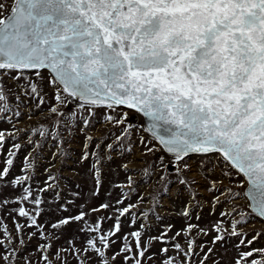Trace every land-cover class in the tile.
Here are the masks:
<instances>
[{
    "label": "snow or ice",
    "instance_id": "6c2138e0",
    "mask_svg": "<svg viewBox=\"0 0 264 264\" xmlns=\"http://www.w3.org/2000/svg\"><path fill=\"white\" fill-rule=\"evenodd\" d=\"M98 113L105 131L95 137L89 131ZM25 117L35 123L18 127ZM2 123L10 127L0 128V264H208L215 248L205 250L195 236L210 231L191 222L201 201L212 215L221 209L211 244L236 240L231 264H264V246H256L264 231L244 230L264 221V0H0ZM78 135L93 188L73 194L83 204L61 203L52 161ZM23 138L30 150L17 174ZM49 143L56 150L45 157ZM136 149L143 167L121 163L126 183L111 185L120 195L93 203L105 161ZM194 156L218 157L223 167L205 171L201 161L193 175ZM45 159L46 178L34 186ZM169 168L179 184L208 196L190 192L176 213L184 226L152 235L139 221L149 212L136 211L145 197L129 199L140 186L129 173L165 186ZM101 211L109 214L92 219ZM60 213L67 215L51 219ZM125 221L134 230L126 233Z\"/></svg>",
    "mask_w": 264,
    "mask_h": 264
},
{
    "label": "rangeland",
    "instance_id": "374dc122",
    "mask_svg": "<svg viewBox=\"0 0 264 264\" xmlns=\"http://www.w3.org/2000/svg\"><path fill=\"white\" fill-rule=\"evenodd\" d=\"M133 114V113H131ZM130 114V115H131ZM24 123L18 124V127H25V123H31L34 124L35 121H27L26 117L23 118ZM94 129L89 131V134L94 135L95 137L101 136L102 133H104L105 128L102 126V114L98 113L96 118L93 120ZM134 126L138 127L137 125L133 124ZM10 126L7 123L0 124V128H9ZM136 135H145L143 132H138ZM83 136L78 135L75 142H73L71 145H64V150L66 151L67 155L65 156H59L55 161H52V163L55 165L51 168L52 174L56 175L58 177V180L56 183L59 184L58 191L62 192L63 200L60 202H64V200L67 199H74L77 204H83L85 203V200L75 197L73 194L76 192H80L82 195L90 194L91 189L93 188V179L89 175V166L91 163L90 161L84 162L81 164L80 161V154H81V145L83 142ZM22 145H24V148L19 152L18 159L16 160V168L15 172L18 174L20 171V167L22 165V161L24 156L27 154V151L30 150L27 147V141L26 138L20 139L18 141ZM110 142V141H109ZM10 147V143L8 145ZM55 145L52 143H49L43 151V155L45 157H50L51 153L55 151ZM95 150V149H93ZM119 152V150H117ZM6 155V153H5ZM94 159V158H93ZM143 159L151 160V157H144ZM141 157L139 156V149L134 150V154H128V153H120L116 154L113 153V159L111 161H105L104 170H103V188L100 192V195L98 198H96L93 203L99 204L100 202L106 201V198L108 197V193L111 192V199L115 200L117 196L120 195V190L111 187L112 184L115 183H126L125 180V173L119 168V165L121 163H127L128 161H136L135 163H130L129 168L136 170L143 167V165L140 163ZM203 162V167L205 171L212 168V165L215 164L216 168L214 169L217 174H219L220 168L223 167L222 161L218 157H200V156H194L192 160L189 162L193 165L192 174L194 175L196 172V166L197 164ZM39 164L41 167L38 168L37 175L35 180L33 181V185L41 184L43 183V180L46 178L44 173V167L45 165L49 164V160H41L39 161ZM129 174L133 175L134 178L137 180V182L140 184V186L137 188L136 193L129 192V189L125 188L124 192H129V199L131 202H136V196L137 194L144 196L145 200L143 203H141L140 208L136 211L139 213L141 211H148L149 216L148 219L145 220L142 216L139 217V221L146 223L150 225V227L153 229L152 235H156L158 230L165 227L168 224H174L175 229H179L184 226V220L182 217L177 215L178 213L186 204V202L189 199V193L195 192L197 199L199 200L200 197H207L208 193L205 192L203 187H200L199 189L193 188L191 185H181L179 184L175 179V171L173 168H169V171L165 173V175H170L173 177L170 179L169 183L165 186L158 185L155 180L147 181L146 178H144V182H141L142 177L137 175L135 171L130 172ZM189 179H191V176H189ZM204 183L203 181L201 182ZM225 183H228V181H225ZM154 196V198H152ZM47 199L52 201L51 194H47ZM243 203V201H241ZM221 209H217V214L212 215L209 211V204L207 201H201V207L197 209L195 215L200 216V220L197 221L195 219V215L193 216L192 223H199L200 227H206L209 229L210 234L207 236L204 235H197L195 236V239L197 243L203 244L205 246V250L207 247H214L215 253L212 257V260H216L219 262V264H231L233 258L236 256V249L233 247L235 243H237L236 240L228 241L225 245H212L211 240L213 236L216 235L214 231H211L212 223L218 219V213ZM75 214V213H73ZM109 213H105L104 211H101L99 213H96L92 219H95L96 216L101 215H108ZM58 215H67V213H60V214H53L51 216V219L55 220L58 218ZM159 216L161 219L157 220L156 216ZM48 214L46 213L43 218H41V222L43 223L44 220L48 219ZM235 218H239L238 216ZM231 219V218H230ZM9 226H12V221L9 219L6 221ZM21 223H24V221L21 219ZM111 221H109L105 227H109L111 225ZM76 226L73 225L71 229H66V232L71 233L72 230ZM174 229V231H175ZM134 229L128 227V222L125 221V232H130ZM246 232H253L256 230H262L264 231V223L253 219L249 223L248 227L244 229ZM251 238V236H249ZM25 239L27 240V235H25ZM38 242V237L36 239H33L29 244V249H34L35 245ZM181 243H184L183 239L180 240ZM60 243H63V240L60 241ZM119 244L117 245V247ZM257 247L264 246V239H261L259 244L256 245ZM161 247L160 244H155L153 247V251ZM186 247V245H185ZM225 249L227 251L225 252ZM247 250V249H244ZM199 251V249H198ZM212 260L208 261V264H212Z\"/></svg>",
    "mask_w": 264,
    "mask_h": 264
},
{
    "label": "water",
    "instance_id": "95a60500",
    "mask_svg": "<svg viewBox=\"0 0 264 264\" xmlns=\"http://www.w3.org/2000/svg\"><path fill=\"white\" fill-rule=\"evenodd\" d=\"M130 121H131L132 124H135L138 127L141 126V117L139 115L135 114V113L130 115ZM144 134H145V136L148 135L147 133H144ZM257 220H259V219H257ZM259 221H261V220H259ZM261 222L264 223V221H261Z\"/></svg>",
    "mask_w": 264,
    "mask_h": 264
}]
</instances>
